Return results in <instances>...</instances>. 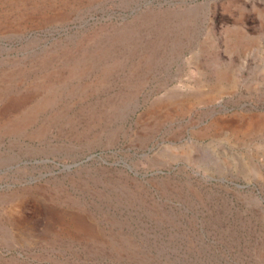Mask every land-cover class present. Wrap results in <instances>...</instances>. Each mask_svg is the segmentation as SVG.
<instances>
[{"label":"rangeland","instance_id":"obj_1","mask_svg":"<svg viewBox=\"0 0 264 264\" xmlns=\"http://www.w3.org/2000/svg\"><path fill=\"white\" fill-rule=\"evenodd\" d=\"M0 264H264V0H0Z\"/></svg>","mask_w":264,"mask_h":264}]
</instances>
